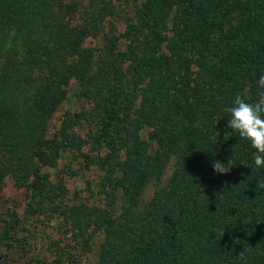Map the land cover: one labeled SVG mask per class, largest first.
<instances>
[{"label":"trees","instance_id":"obj_1","mask_svg":"<svg viewBox=\"0 0 264 264\" xmlns=\"http://www.w3.org/2000/svg\"><path fill=\"white\" fill-rule=\"evenodd\" d=\"M261 75L264 0H0V187L28 198L0 202L3 252L73 264L100 235L95 264H264V168L224 111ZM69 87L82 105L48 137ZM64 152L94 172L86 199L44 170Z\"/></svg>","mask_w":264,"mask_h":264},{"label":"rangeland","instance_id":"obj_2","mask_svg":"<svg viewBox=\"0 0 264 264\" xmlns=\"http://www.w3.org/2000/svg\"><path fill=\"white\" fill-rule=\"evenodd\" d=\"M81 3L84 5L86 0H80ZM117 5V1L115 2ZM121 9V6L118 7ZM127 11V10H126ZM125 10H119V21L120 24L124 21L127 13ZM125 13V14H124ZM96 40L92 42L91 45L95 44ZM74 92L73 88L69 87V97L67 101L60 104L56 110L53 112L51 118L47 122L46 127V135L48 137L52 136L59 128L63 113L66 111H71L73 109H78L81 107V102L72 99L71 93ZM82 133V132H81ZM68 152H64L61 154L60 158L57 160L55 167L53 168H45L44 170L49 174L50 178L53 180H57L62 178L64 186L67 190L66 196L68 197L69 201H75V199H86L88 195L91 194L89 189L91 188L92 180L94 178V172L92 170H72L68 166ZM172 166V160L168 163L167 167L165 168L162 180H164L170 172ZM153 191V185L149 184L144 190L143 198L146 200L150 197ZM91 200V198H88ZM28 198L24 190L16 189L9 179H5L0 187V202L4 206L14 205L17 206L19 209H24L25 204L27 203ZM19 212V211H18ZM59 225L58 218H54L50 221L43 220V230L44 233L49 235H54L55 230L62 231L63 228L57 229ZM27 229L30 233L34 232L35 235L38 237L39 245H44L45 236L42 235L41 226L37 223L36 220H33L28 226ZM101 236L96 235L91 242V251L88 254H84L80 261L75 259L73 264H95L97 261V254H98V245L101 242ZM40 252L43 250L40 249ZM20 254L17 251H4L0 247V263L2 264H15L16 261L20 260Z\"/></svg>","mask_w":264,"mask_h":264},{"label":"clouds","instance_id":"obj_3","mask_svg":"<svg viewBox=\"0 0 264 264\" xmlns=\"http://www.w3.org/2000/svg\"><path fill=\"white\" fill-rule=\"evenodd\" d=\"M258 101L249 103L240 94L234 98L233 105L226 107L224 111L230 114L227 127L238 133L242 140L250 143L255 150L254 164L256 168H264V75L258 79ZM232 161L227 164L219 161L213 162L214 172L224 175L232 168ZM264 189V182L259 184Z\"/></svg>","mask_w":264,"mask_h":264}]
</instances>
